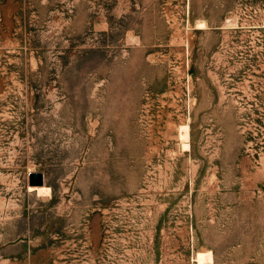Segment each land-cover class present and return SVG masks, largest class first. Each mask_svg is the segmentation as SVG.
Listing matches in <instances>:
<instances>
[{"label": "rangeland", "instance_id": "obj_1", "mask_svg": "<svg viewBox=\"0 0 264 264\" xmlns=\"http://www.w3.org/2000/svg\"><path fill=\"white\" fill-rule=\"evenodd\" d=\"M0 264H264V0H0Z\"/></svg>", "mask_w": 264, "mask_h": 264}, {"label": "water", "instance_id": "obj_2", "mask_svg": "<svg viewBox=\"0 0 264 264\" xmlns=\"http://www.w3.org/2000/svg\"><path fill=\"white\" fill-rule=\"evenodd\" d=\"M43 173L39 171L28 172V185L29 186H40L43 184Z\"/></svg>", "mask_w": 264, "mask_h": 264}, {"label": "bare ground", "instance_id": "obj_3", "mask_svg": "<svg viewBox=\"0 0 264 264\" xmlns=\"http://www.w3.org/2000/svg\"><path fill=\"white\" fill-rule=\"evenodd\" d=\"M181 135L182 137H186L187 136V126H183L182 130H181ZM187 146V145H186ZM185 144H184V147H186ZM28 189L30 190H36L38 192H40L41 194L45 193L47 194L49 191H50V188L49 186H46V185H40V186H29L28 185Z\"/></svg>", "mask_w": 264, "mask_h": 264}]
</instances>
